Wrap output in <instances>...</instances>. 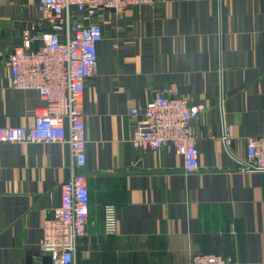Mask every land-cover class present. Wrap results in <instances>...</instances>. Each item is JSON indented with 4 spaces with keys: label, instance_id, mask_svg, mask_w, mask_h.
Instances as JSON below:
<instances>
[{
    "label": "crops",
    "instance_id": "crops-1",
    "mask_svg": "<svg viewBox=\"0 0 264 264\" xmlns=\"http://www.w3.org/2000/svg\"><path fill=\"white\" fill-rule=\"evenodd\" d=\"M37 0H0V125L31 126L44 105L15 89L7 57L36 26ZM95 75L87 81L90 216L77 264H189L194 253L264 264V171H242L264 134V0H156L102 19ZM38 43V42H37ZM168 90L205 110L193 121L199 170L187 174L173 147L142 152L130 143L131 108ZM67 144H0V264H50L39 251L44 212L61 201L70 176ZM117 206L118 233L106 235L103 208Z\"/></svg>",
    "mask_w": 264,
    "mask_h": 264
},
{
    "label": "built area",
    "instance_id": "built-area-1",
    "mask_svg": "<svg viewBox=\"0 0 264 264\" xmlns=\"http://www.w3.org/2000/svg\"><path fill=\"white\" fill-rule=\"evenodd\" d=\"M156 0H37L39 16L35 27L7 57L11 85L36 90L44 105L34 111L31 126H1L0 144H67L71 150L70 176L61 185L60 204L44 212L39 251L50 264H77V249L87 234L90 190L87 166V130L83 111L87 81L97 72L98 46L104 38L102 19L123 16L128 6L138 10ZM38 42V43H37ZM204 104L190 103L187 95L163 90L144 105L131 108L142 116L132 129L130 143L142 152L173 147L183 158L187 174L199 170V137L193 121ZM223 134L229 154L242 171H264V134L247 139L246 155L230 149L231 127L223 119ZM106 235L118 233L117 206L103 208ZM231 256L194 253L189 264H234Z\"/></svg>",
    "mask_w": 264,
    "mask_h": 264
}]
</instances>
